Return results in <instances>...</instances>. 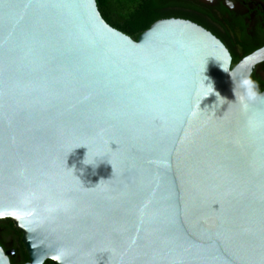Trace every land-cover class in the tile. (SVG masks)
Listing matches in <instances>:
<instances>
[{"label": "water", "instance_id": "obj_1", "mask_svg": "<svg viewBox=\"0 0 264 264\" xmlns=\"http://www.w3.org/2000/svg\"><path fill=\"white\" fill-rule=\"evenodd\" d=\"M232 63L190 21L135 41L97 0H0V220L29 264H264V47Z\"/></svg>", "mask_w": 264, "mask_h": 264}, {"label": "flooded vegetation", "instance_id": "obj_2", "mask_svg": "<svg viewBox=\"0 0 264 264\" xmlns=\"http://www.w3.org/2000/svg\"><path fill=\"white\" fill-rule=\"evenodd\" d=\"M176 13L171 19L190 21L212 33L229 50L233 61L264 47V0H172ZM233 64V63H232ZM249 95L264 93V63L246 84ZM0 249L11 264H29L23 233L11 219L0 220ZM43 264H55L47 259Z\"/></svg>", "mask_w": 264, "mask_h": 264}, {"label": "trees", "instance_id": "obj_3", "mask_svg": "<svg viewBox=\"0 0 264 264\" xmlns=\"http://www.w3.org/2000/svg\"><path fill=\"white\" fill-rule=\"evenodd\" d=\"M98 8L105 21L113 28L138 41L152 25L161 20L175 17L172 0H97ZM238 63L235 58L234 68Z\"/></svg>", "mask_w": 264, "mask_h": 264}, {"label": "clouds", "instance_id": "obj_4", "mask_svg": "<svg viewBox=\"0 0 264 264\" xmlns=\"http://www.w3.org/2000/svg\"><path fill=\"white\" fill-rule=\"evenodd\" d=\"M83 163L85 165H91L92 163L87 159V157L84 159Z\"/></svg>", "mask_w": 264, "mask_h": 264}]
</instances>
